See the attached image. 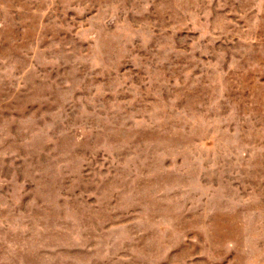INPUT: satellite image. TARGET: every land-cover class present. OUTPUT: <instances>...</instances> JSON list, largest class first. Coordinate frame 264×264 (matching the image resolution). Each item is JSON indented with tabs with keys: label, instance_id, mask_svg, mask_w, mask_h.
<instances>
[{
	"label": "rangeland",
	"instance_id": "obj_1",
	"mask_svg": "<svg viewBox=\"0 0 264 264\" xmlns=\"http://www.w3.org/2000/svg\"><path fill=\"white\" fill-rule=\"evenodd\" d=\"M0 264H264V0H0Z\"/></svg>",
	"mask_w": 264,
	"mask_h": 264
}]
</instances>
